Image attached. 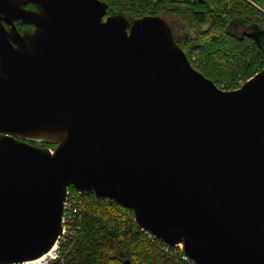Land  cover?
<instances>
[{
	"label": "water",
	"instance_id": "water-1",
	"mask_svg": "<svg viewBox=\"0 0 264 264\" xmlns=\"http://www.w3.org/2000/svg\"><path fill=\"white\" fill-rule=\"evenodd\" d=\"M106 12L0 0V264L53 250L69 186L195 264H264V64L223 89L164 18Z\"/></svg>",
	"mask_w": 264,
	"mask_h": 264
},
{
	"label": "trees",
	"instance_id": "trees-1",
	"mask_svg": "<svg viewBox=\"0 0 264 264\" xmlns=\"http://www.w3.org/2000/svg\"><path fill=\"white\" fill-rule=\"evenodd\" d=\"M109 14L131 21L164 18L191 66L217 86L231 90L264 64V0H102ZM27 7H33L30 4ZM53 148L49 141L33 142ZM73 223L45 264H195L178 246H167L140 229L130 208L94 193H78Z\"/></svg>",
	"mask_w": 264,
	"mask_h": 264
},
{
	"label": "built area",
	"instance_id": "built-area-1",
	"mask_svg": "<svg viewBox=\"0 0 264 264\" xmlns=\"http://www.w3.org/2000/svg\"><path fill=\"white\" fill-rule=\"evenodd\" d=\"M242 81H239L238 87L242 84ZM78 198L77 196L71 192L69 189H67L65 194V199L63 202V213L61 216V222L63 226L62 235L60 236L59 240L63 239V236L69 231V228L71 227V224L73 223V217L72 214L75 212V206L77 204ZM55 246V248L52 250V254L50 257L45 259L41 264H45L48 260L54 259L56 257V249L58 247V243ZM180 249H182L181 245H178ZM184 259H190L185 254L183 256Z\"/></svg>",
	"mask_w": 264,
	"mask_h": 264
},
{
	"label": "bare ground",
	"instance_id": "bare-ground-1",
	"mask_svg": "<svg viewBox=\"0 0 264 264\" xmlns=\"http://www.w3.org/2000/svg\"><path fill=\"white\" fill-rule=\"evenodd\" d=\"M53 247L55 248V246H53ZM51 254H52V250L49 253L41 256L40 258H38V259H36V260H34V261L30 262V263L31 264H41L45 259H47L48 257H50Z\"/></svg>",
	"mask_w": 264,
	"mask_h": 264
},
{
	"label": "flooded vegetation",
	"instance_id": "flooded-vegetation-1",
	"mask_svg": "<svg viewBox=\"0 0 264 264\" xmlns=\"http://www.w3.org/2000/svg\"><path fill=\"white\" fill-rule=\"evenodd\" d=\"M15 26H16V28H17L18 31L21 30V33L23 31H31L30 30L31 29V26H29V25L20 24L19 22H15Z\"/></svg>",
	"mask_w": 264,
	"mask_h": 264
},
{
	"label": "rangeland",
	"instance_id": "rangeland-1",
	"mask_svg": "<svg viewBox=\"0 0 264 264\" xmlns=\"http://www.w3.org/2000/svg\"><path fill=\"white\" fill-rule=\"evenodd\" d=\"M21 31V30H20Z\"/></svg>",
	"mask_w": 264,
	"mask_h": 264
}]
</instances>
